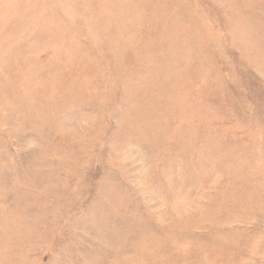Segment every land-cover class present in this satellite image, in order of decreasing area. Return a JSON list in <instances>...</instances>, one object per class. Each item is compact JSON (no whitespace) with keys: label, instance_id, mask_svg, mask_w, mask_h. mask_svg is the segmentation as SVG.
Wrapping results in <instances>:
<instances>
[{"label":"rangeland","instance_id":"374dc122","mask_svg":"<svg viewBox=\"0 0 264 264\" xmlns=\"http://www.w3.org/2000/svg\"><path fill=\"white\" fill-rule=\"evenodd\" d=\"M0 264H264V0H0Z\"/></svg>","mask_w":264,"mask_h":264}]
</instances>
